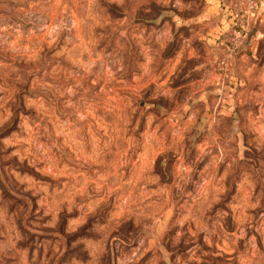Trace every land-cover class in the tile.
Returning a JSON list of instances; mask_svg holds the SVG:
<instances>
[{"label":"rangeland","instance_id":"obj_1","mask_svg":"<svg viewBox=\"0 0 264 264\" xmlns=\"http://www.w3.org/2000/svg\"><path fill=\"white\" fill-rule=\"evenodd\" d=\"M222 7L214 62L197 0H0V264H264V29Z\"/></svg>","mask_w":264,"mask_h":264},{"label":"crops","instance_id":"obj_2","mask_svg":"<svg viewBox=\"0 0 264 264\" xmlns=\"http://www.w3.org/2000/svg\"><path fill=\"white\" fill-rule=\"evenodd\" d=\"M256 2V10L253 13L251 22L253 26L256 27L257 35L262 36L264 29V0H253ZM198 5L201 7V10L198 14L191 16L186 19H181V17L176 18V23L180 26H191V23L196 27L203 29V34L200 36V39L204 43V49L208 51L214 62H217L219 59L227 54L228 45L225 44L223 37H220V34L225 31L227 28V20L222 14L223 7L222 4L224 0H197ZM225 5V4H224ZM190 23H187V22ZM256 40V39H255ZM257 39L256 42H258ZM258 43H252L250 55L256 50ZM230 85H235L233 82ZM223 108L227 109V105H223Z\"/></svg>","mask_w":264,"mask_h":264}]
</instances>
